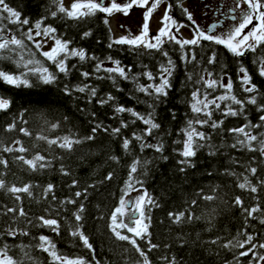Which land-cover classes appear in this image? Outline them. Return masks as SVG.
I'll list each match as a JSON object with an SVG mask.
<instances>
[{"label": "trees", "instance_id": "16d2710c", "mask_svg": "<svg viewBox=\"0 0 264 264\" xmlns=\"http://www.w3.org/2000/svg\"><path fill=\"white\" fill-rule=\"evenodd\" d=\"M170 1L171 16L178 23L194 27L180 7L186 0ZM5 3L19 11L21 19H29V24L22 26L4 20V26L11 30L8 35L24 38L28 28L47 17L44 24L55 27L59 37L71 40L70 47L84 49L89 57L96 59L81 61L77 57H70L67 61L69 71L60 73L52 61L41 55L44 51L42 48L37 50L32 42L25 40L34 54L32 58L54 73L56 82L44 85L35 75L29 74L32 87L17 88L0 83V96L12 101L8 110L0 111V159L8 161L7 167L0 164V179L5 180L9 187L32 185V195L18 193L19 200L16 195L0 189V233L9 228L16 229L18 233L21 230L28 233L16 237L0 236V246L9 245L12 249L10 254L18 259L23 258L20 246H25L24 250L32 258L25 260V264H52L48 253L35 247L39 243L38 238L44 235L55 243L60 254L69 258L85 257L92 264L95 261H99V264H137L141 257L129 242L118 240L109 225L110 217L125 191L130 193L133 189L143 188L159 205L152 207L149 213L150 240L158 247L149 251L147 239H137L151 264H168L163 257L169 260L175 257L177 264H256L251 253L248 256L239 255L251 245L246 244L244 248L224 245L229 241L235 245L244 241L247 235L254 237L252 243L257 246L264 243V154L239 146L232 148L237 137L229 129L248 122L260 123L259 118L264 111L246 103L241 115L225 117L223 112L227 105L231 104L234 108L239 106L226 100L220 103L219 109L212 107L209 123L195 125L198 131L210 137V141L201 142L204 147L191 158L194 167L179 162L184 159L180 153L186 139L183 130L187 128V122L209 119L192 111V93L200 89L201 98L207 94L211 100L225 92L222 87L207 88L200 77L208 78V73H212V79H219L223 75L224 84L228 83L230 77L233 84L231 95L246 101L251 94L243 90L239 79L242 74L238 69L243 65L253 76V82L259 86L260 92L264 93V78L257 74L255 63L258 55H264V46L258 47L255 54L246 52L243 57L237 58L223 46L203 41L202 46L194 48L196 59L185 62L179 46L169 42L163 45L168 57L155 50L141 48L133 51L127 45L109 48L110 40L115 38L109 17L106 25L103 13L76 22L61 15L52 17L50 12L56 10L52 0H5ZM86 31H91V35L84 37ZM190 49L192 46H187L183 51ZM213 51L217 53V63L209 64L208 59ZM27 55L25 53L26 58ZM109 56L113 60H120L126 69L131 68L130 79L117 78L114 85L107 78L108 73L95 71L100 61L104 62L105 68L113 66L107 59ZM168 58L174 62L175 70L170 78L171 88L167 97L157 101L137 91L138 85L160 82V66L167 65ZM14 61L15 57L0 59V70L19 74L23 69L18 68ZM84 72L90 75L86 78L82 75ZM146 72H151L156 79L148 80L144 75ZM132 76L137 78L136 81L131 79ZM85 85L96 88L97 96L91 97L87 90H77ZM109 93L115 100L99 104L98 100L106 98ZM257 103L264 105V96H259ZM119 105L132 108L145 117L151 113L160 127L154 129L150 136L145 135L147 126L142 121L128 112H115V107ZM221 120L223 124L220 127L213 129L210 126L212 122ZM13 123L15 128L9 130L8 126ZM122 123L128 126L122 127ZM53 124L58 127L53 128ZM98 124L109 131L99 128L93 133V127ZM21 128L27 129L31 135L20 131ZM115 128H120L119 134L112 133L111 130ZM250 130L257 135L264 133V127ZM134 133L144 136L145 144H162L163 151L158 152L154 147L142 149V141L136 140ZM41 136L48 139L72 136L81 142L67 150L49 145L39 138ZM89 136L94 138L86 139ZM125 139L131 141L127 150L123 147ZM20 145L28 151H17ZM7 147L14 150L5 151ZM254 147L258 148V145L254 144ZM213 152L214 155L210 154ZM37 153L47 157L49 167L33 171L16 159L20 155L30 159ZM135 160H139L140 165L133 174L130 182L132 188L129 189L130 167ZM181 168L184 170L181 171ZM250 168H256L255 175L248 171ZM109 174L112 178L106 179ZM245 176L252 186L257 187L256 192L238 186ZM137 180L142 182V187L136 183ZM73 181L76 183L73 184ZM49 184L54 188L46 194L45 189ZM76 192L82 195L77 197ZM206 196H213L214 199L207 200L204 198ZM237 197L242 201V206L235 203ZM68 200L75 203H67ZM81 204L84 208L83 219L77 222L74 214ZM254 207H258L259 211L248 216L244 209ZM8 208H23L26 216L7 212ZM181 212L185 213V217L180 223L169 216V213ZM189 215L193 217L191 220L187 218ZM41 216L57 219L59 234L43 226L38 219ZM78 225H82L84 234L92 244L94 259L93 252L84 247L80 238L71 235ZM122 232L131 235L126 230ZM256 251L264 255V249L257 247Z\"/></svg>", "mask_w": 264, "mask_h": 264}, {"label": "snow or ice", "instance_id": "6c2138e0", "mask_svg": "<svg viewBox=\"0 0 264 264\" xmlns=\"http://www.w3.org/2000/svg\"><path fill=\"white\" fill-rule=\"evenodd\" d=\"M53 4L56 6L55 11H51L50 15L52 17H57L61 15L64 18L71 19L76 22L86 21L87 19L94 17L97 13L105 14L104 23L108 24L107 17L112 16L113 14L120 13L124 16H127L134 7L144 9L143 13V22L141 25V30L139 34L133 35L130 31L127 35L120 36L116 39H111L108 44L109 48H112L113 45H127L131 50L137 51L141 48L145 50H155L161 52V54L165 57H168L167 51H163V45L166 42L174 43L179 46L182 50V60L185 62H191L196 59L194 48L198 46H202L203 41H208L216 45L223 46L232 56L240 58L245 55L246 52L256 53L257 48L260 46H264V0H235V7L229 10L230 18L233 21L237 20V16L235 15L237 10H240V18L239 22L231 28L229 31L225 33H217V29L220 27L219 22H214L208 26L207 29L201 28L199 24L196 23L193 18V14L187 8H183L180 5L183 13L185 14L187 20L191 22L192 27L191 31L193 32L192 38L186 39L179 35L180 29L185 27L186 25L183 23H178L171 15L172 4L168 3L166 5L164 14L161 18V27L158 32L152 36L150 35L149 22L154 14V12L165 3V0H121V2H117V0H110V3L105 4V0H73L69 7H66L64 4V0H52ZM7 15H4V14ZM47 17H43L40 20L36 21L33 27L28 28L25 33L24 38H18L15 35H8L10 29H7L3 21L7 20L10 24H16L18 26L28 25L29 19L24 18L21 19V13L16 11L15 9L9 7L5 0H0V59L10 60L15 57V63L18 68L23 69L19 74L6 72L4 70H0V83H4L8 86L12 87H32L31 81L28 79V75H35L36 78L43 83L44 85H50L56 82L57 76L50 72L48 68L43 67L39 60L33 59V53L28 49L25 40L32 42L34 47L37 50H40L43 43L46 42L47 39H51L53 41V46L48 51L41 52V55L47 60L52 61L58 71L60 73H67L69 71L67 61L70 57H77L79 60L84 61L86 59H96V57H89L88 53L84 49L72 48L70 45L72 44L71 40H66L57 35V29L52 25H45L44 20ZM255 21V23H254ZM252 25V28L245 32V29ZM123 27V26H122ZM91 35V31H86L83 33L84 37H88ZM36 37H43V40H37ZM187 46H192V49L189 51H183ZM27 53V58L25 56ZM112 62L113 66L105 68L104 62L100 61L96 65V72L104 71L108 73V79H110L115 85L117 82V78H121L123 80L130 79L131 68L122 66L120 60H113L111 56L107 58ZM209 64L217 63V53L213 51L211 56L208 59ZM256 66H257V74L259 77L264 78V55H258L256 57ZM41 65V66H38ZM175 70V64L168 58L167 65L160 66V82L158 84L152 83L149 85H138L137 91L142 92L146 95L153 97L155 100H160L161 97H167L168 89L171 88L170 78ZM238 72L242 75L239 76L240 82L243 86V90L246 93L251 94L249 98L245 100H239L235 95H231V90L233 87L232 80L229 77L228 83L224 84L223 79L224 76H220L219 79H212V73H208V78L204 76L200 77V80L203 81L204 85L207 88L215 89L216 87H222L225 92L224 94L215 97L211 100L208 99V95L204 94L203 98H201L200 89H196L193 93L194 103L191 105V109L194 113L203 114L209 119L200 120L197 119L195 121L189 120L187 122L188 126L185 128L184 134L186 139L183 142V150L180 153L183 160L179 163L185 166L194 167L191 162V158L197 155L198 149L204 147V143L201 142H209L210 137L207 136L204 132L198 131L195 125L203 126L204 124H208L212 115V111L210 110L212 107L216 109L220 108V103L226 100H230L232 104L238 105V108L232 107L231 104L227 105L224 109V116H237L241 115L244 111V105L252 104L256 105L258 110L264 111V105H259L257 103V98L259 96H264V93L260 92L259 86L253 82V76L249 73V70L241 65L238 69ZM84 77H88L90 73L84 72L82 73ZM147 76L148 80L154 81L156 77L152 75L151 72L144 73ZM226 75V73H225ZM103 79L104 77H100ZM131 79L136 81V77L132 76ZM191 79V76H189ZM199 82V81H198ZM79 92H85L86 90L90 93L91 97L97 96V89L94 87H89L85 85L84 87H79L77 89ZM115 97L110 93L106 98H102L98 100V103L103 105L109 103L110 101H114ZM12 101L9 98H4L0 96V111L8 110L11 106ZM116 113H124L128 112L136 119L140 120L147 127L145 129V135L150 136L154 129H158L160 127L159 124L155 123L152 114L150 113L147 117L141 115L136 112L132 108H126L124 105H119L115 107ZM93 115H95L93 113ZM260 123L251 124L248 122L238 128L229 129L231 133L236 134V143L232 144V148L241 147L246 148L250 151H259L261 154H264V133L259 135L253 134L250 129H259L264 127V115L260 116ZM223 124V121L212 122L211 127L213 129L220 127ZM15 124H10L8 129L11 130L15 128ZM122 127H127L126 123H122ZM53 128L58 127V125L53 124ZM102 128L103 131H109L108 128L102 127V125H96L93 127L92 132L95 133L97 129ZM20 131L24 132L26 135H31L27 129L21 128ZM113 134H119L120 128H115L111 130ZM133 137L136 140L142 141L141 148L144 147H154L156 151L162 152L163 145H148L143 143L144 136L133 134ZM40 139L45 140L49 145H57L60 148H64L67 150H71L75 144L80 143L81 141L78 138H74L72 136H65L63 138H55L48 139V137L41 136ZM94 136L86 137V139H93ZM19 143V142H17ZM130 140L125 139L123 142V147L125 150L128 149ZM254 144L258 145L254 147ZM211 147V145L209 144ZM5 151L12 152L14 149L12 147H7L4 149ZM17 151L24 153L27 152L28 149L24 148L23 145H20ZM210 154H215L210 153ZM16 159L21 161L22 163L29 166V168L33 171L44 169L50 166V162L47 157L37 153L32 158H26L23 155L17 156ZM115 159V158H114ZM167 159V157H164ZM0 164L7 167L8 161L0 159ZM140 165L139 160H135L131 167L129 173V184L128 188L131 189V180L133 178V174L137 172V168ZM63 170V169H62ZM184 169L181 168V171ZM253 175L256 173V168L248 169ZM68 173H65L67 175ZM112 176H109L106 179H111ZM76 181H73L75 184ZM136 183L141 184L142 182L137 180ZM264 183V182H262ZM241 189L249 188L252 192L257 191V187L252 186L251 182L245 176L244 181L238 185ZM32 185H24L22 187H17L16 185L7 186L6 181L0 179V189H4L13 195L18 193H27L29 196L32 195L31 192ZM54 186L49 184L45 189V193L51 192ZM136 190V189H133ZM86 191V190H85ZM129 191H125L124 196L121 197L119 201V206L116 207L110 217V229L114 236L121 241L129 242L138 255L141 257V260L137 261V264H151V261L148 258L147 253L141 249L140 245L137 243V239L145 240L147 239L149 251L151 249L157 248L158 245L152 244L150 240L151 233L149 232V228L151 225V216L150 211L152 207H158V203L147 193L145 189L143 194L139 195L134 201H128L126 204L125 197L129 195ZM75 195L80 197L82 195L81 192H76ZM55 198V197H53ZM207 200L214 199L213 196L204 197ZM16 199L19 200L20 196L16 195ZM67 203H75L74 200H68ZM193 204L195 201L192 202ZM235 203L237 205L242 206V201L239 197L236 198ZM84 211L83 205H80V208L77 213L74 214L75 220L77 222L83 219L82 213ZM244 211L248 214V216H252L254 213L259 211L258 207H254L251 209H244ZM7 212L17 213L19 216H26L23 208H8ZM130 215L132 226L128 223H125L122 219L124 216ZM169 216L173 218V221L176 223H180L182 219L185 217V213L181 212L179 214L169 213ZM191 220L193 217L189 215L187 217ZM43 226L49 227L53 232L59 234V222L57 219L45 218L41 216L38 218ZM31 223V221H29ZM264 223V221H262ZM122 230H126L127 233L131 234H123ZM18 234L28 235L27 232H23L22 230L18 233L16 229L9 228L6 232L0 233V236L8 235L12 237H16ZM72 236L79 237L82 241L85 248L91 250L93 252L94 259V249L92 244L89 243V238L84 234L82 230V225H78L76 230L71 232ZM39 243L35 246L39 248L41 251L48 253L51 258L52 264H92V262L88 261L85 257H74L69 258L60 254L57 249L55 243L48 237L41 235L39 238ZM254 237L251 235H247L244 241H239L235 245L231 241L228 244H225L224 247H238L244 248L245 245H251L248 247L246 251H241L239 253L240 256H248L250 253L252 254V260L259 264V262L264 261V255L259 254L256 249L259 247L260 249H264V243L259 244L258 246L253 244ZM215 243V241H213ZM25 246H20V250L23 254V258H16L10 254L12 251L11 247L7 244H3L0 246V264H25V260H31V256L27 251L24 250ZM127 251V250H126ZM164 260L168 262V264H177L175 257H172L169 260L168 257H163ZM95 264H99V261H95Z\"/></svg>", "mask_w": 264, "mask_h": 264}, {"label": "rangeland", "instance_id": "374dc122", "mask_svg": "<svg viewBox=\"0 0 264 264\" xmlns=\"http://www.w3.org/2000/svg\"><path fill=\"white\" fill-rule=\"evenodd\" d=\"M73 0H64L66 7H69ZM121 2V0H117ZM110 3V0H105V4ZM183 6L192 12L193 18L196 23L201 26V28L207 29L208 26L214 22H219L220 27L217 29V33H225L233 28L240 18V10H237L235 15L237 20L233 21L230 18L229 10L235 7V0H188L184 2ZM143 13L144 9L133 8L130 10L127 16L123 14L116 13L109 17L110 27L113 31L114 38H119L120 36L127 35L130 31L133 35L139 34L141 30V25L143 22ZM223 13H225L223 15ZM163 13L156 12L153 14L150 22L149 29L150 35L154 36L161 25V18ZM255 23V21H254ZM123 26V27H122ZM252 28V25H249L245 32L249 31ZM190 27H183L180 29L179 35L183 38L190 39L192 38L193 32ZM37 40H43V37H36ZM53 46V41L47 39L42 45L44 51L50 50ZM144 189L138 188L130 192V194L125 197L126 204L128 201H134L139 195L143 194ZM130 215L122 217L125 223H128L132 226ZM259 264H264V261L259 262Z\"/></svg>", "mask_w": 264, "mask_h": 264}, {"label": "flooded vegetation", "instance_id": "af4514ba", "mask_svg": "<svg viewBox=\"0 0 264 264\" xmlns=\"http://www.w3.org/2000/svg\"><path fill=\"white\" fill-rule=\"evenodd\" d=\"M186 1H188V0H186ZM185 1V2H186ZM168 3H171V1L170 0H165V3L164 4H162L154 13H156V12H159V13H163L164 14V11H165V8H166V5L168 4ZM135 8V7H134ZM145 11V10H144ZM225 13H223V15H224ZM170 15H171V13H170Z\"/></svg>", "mask_w": 264, "mask_h": 264}]
</instances>
